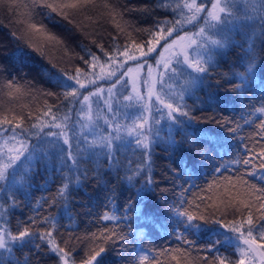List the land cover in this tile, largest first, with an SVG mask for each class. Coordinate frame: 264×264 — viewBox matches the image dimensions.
Here are the masks:
<instances>
[{
    "label": "snow or ice",
    "instance_id": "obj_1",
    "mask_svg": "<svg viewBox=\"0 0 264 264\" xmlns=\"http://www.w3.org/2000/svg\"><path fill=\"white\" fill-rule=\"evenodd\" d=\"M3 3L11 6V0H0V4ZM40 3L53 13L59 12L69 25L78 29L79 26L70 16L87 8L94 0H53L52 3L40 0ZM156 8H171L173 17L179 18L155 19L150 27L140 29L147 33L148 38L139 43L132 39L125 44L116 42L106 47L99 39H93V47L85 45L82 49L84 54H77V58L89 69L88 72L77 65L72 74L63 69L54 75L49 73V80L58 91L40 87L35 80L26 79L27 73L22 69L19 71L25 77V88L18 86L20 77L12 73H9L10 79L0 81L20 95L36 92L54 97L63 105V109L56 106L54 111L53 105L45 104V110L33 117L37 122L31 128L36 131L30 132L22 127L25 119L22 114L13 116L11 120L7 116L0 119V193L11 200V207H18L16 193L30 189L35 177L41 175L43 170L53 174L52 182L58 175L61 183L55 197L41 199L51 207L59 197L67 209L73 188H79L85 182H94L97 188L105 191V207L112 205L111 212L106 210L101 220L116 221L117 227L133 217L148 225L159 223L161 227H171L176 239L191 244L193 242L184 237V232L191 229L201 231L202 225L191 222L195 219L206 221V218L204 214L193 215L185 207V204L192 202L184 198V193L196 185L201 177L211 179L207 184L209 191L216 185L217 178H223L234 187L237 184L246 185L252 191L238 192L236 197L226 192L219 205L212 200L208 206L213 209L212 215L220 212V205H223L225 209L232 207L234 212H240L242 207L247 210V216L241 212L238 219L227 223L214 220L213 223L227 231L205 229L215 235L205 247L217 253L214 264H264V174L257 176L255 171L246 172L247 176L261 182L259 188L255 183L243 179L238 174L239 168L235 167L241 163V159L232 144L243 126L256 121L260 132L264 133V91L260 94L259 106L255 103L242 106L239 119L226 115V108L220 110L219 98V89L225 84L228 85L225 91L237 97L250 95L255 86L257 57L264 53V47L256 43L259 39L260 45H264V0H245L243 9H240L238 0H199V3L197 0H175V7L168 0H157L156 5H145L139 11L150 14ZM116 15L119 13L113 9V20ZM193 22L202 23L196 33L190 36L185 31L184 35H179L185 24ZM116 26L123 31L119 24ZM29 27L40 30L37 24ZM257 27L260 29L258 35L255 31ZM249 28L253 30L251 35L245 31ZM238 29L247 44L244 63L241 64L244 70L230 74L217 73V57L234 45L233 34ZM174 33L177 39H172ZM9 35L14 40L19 39L15 31ZM48 39L64 45L65 54H71V49L60 38L49 35ZM112 40L117 41V37H112ZM3 46L0 44V47ZM177 47L179 53L173 51ZM189 48L195 55L186 51ZM135 53H139V56ZM149 59H154L157 68L162 66L163 71L154 75ZM127 61H136L135 69L128 67L117 76V70L124 68ZM107 65L113 67L105 74ZM145 66L147 75L140 78V71ZM55 67L52 65L53 69ZM97 67L100 74L95 71ZM6 71L8 69L0 64V73ZM214 73L221 77L215 84L209 82ZM101 79L110 83L106 94L105 89L97 83ZM205 85L209 89H216L209 93L207 101L201 102L206 107L185 102L186 96H196ZM196 98L199 99L198 96ZM100 111L105 113L103 119L108 134L96 137L94 130L101 118ZM196 112L201 115H196ZM13 121L17 122L13 124ZM240 121H243V125ZM209 124L216 128L201 127ZM2 125L12 126L4 128ZM45 128L48 130L45 131ZM177 135L180 139H176ZM133 143L135 150L140 152L135 167L130 161L125 164L119 158L121 149H127ZM159 147L167 154V164L160 178H157L154 154ZM261 156H264V147L261 148ZM242 163L249 165L250 160L243 159ZM259 167L264 169V162ZM230 170L237 173L235 182L232 176L224 175ZM109 175L114 181L111 188H108L109 181L105 180ZM48 182L46 180L45 184ZM117 187L120 192H117ZM252 192L261 194L255 197V201H259L258 207L251 199ZM167 193H171L170 198L165 195ZM121 194H126V199L123 204H118ZM42 207L39 205L34 210L36 217H29L28 223L21 222L15 232L0 224V264H41L42 258H51L54 264H76L73 250L61 246V243L67 245L69 241L58 242L53 236L54 232L59 234V227H63L60 220L51 214L40 215ZM196 208L200 206L196 205ZM254 208L258 213L256 216L253 214ZM39 224L48 227L33 228ZM113 237L124 242L117 253L122 255L129 242V234L113 230L105 239ZM221 247L225 251L233 248L239 253V258L233 260L220 253ZM24 249H28V252L23 259L14 255L16 251ZM106 251L105 247L92 249L79 264H104L102 254ZM130 255L132 259L123 257L126 264H159L155 256L150 259L149 252L143 247L134 249ZM172 259L176 260V256Z\"/></svg>",
    "mask_w": 264,
    "mask_h": 264
},
{
    "label": "trees",
    "instance_id": "obj_2",
    "mask_svg": "<svg viewBox=\"0 0 264 264\" xmlns=\"http://www.w3.org/2000/svg\"><path fill=\"white\" fill-rule=\"evenodd\" d=\"M199 1V0H197ZM172 7H175V0H168ZM40 0H11V6L9 3L0 4V29L6 34L11 32H17L20 41H16L17 44L11 48H6V39L2 36L3 47H0V64H2L8 71L1 73L0 81H6L10 79L9 73L16 75L19 78L18 84L23 83L25 88L23 77L20 73V69L24 73H27L26 79L35 80L38 86L51 89L52 91H58V89L52 86L49 80V73L53 75L60 69L68 71L72 74L75 66L79 65L85 72L89 69L77 58V54L83 55L82 49L85 45L93 47L91 41L93 39H99L106 47L113 46L116 42L120 44L128 43L130 40L135 39L138 43L148 38L147 33L140 31V29H146L153 24L155 19H176L179 17H173L171 8H156L150 14H144L139 9L145 5L154 6L157 4V0H94V3L89 5L87 8L75 12L72 15H78L77 25H84L81 30L73 28L72 25L67 24V28L71 29L69 36L65 37L53 30L54 32L42 28V22H46L47 19L51 18L53 23L61 20L60 16L50 11V9L40 6ZM108 5V7H105ZM240 9L245 6V0H238ZM115 10V20L112 19V10ZM128 9H133L128 11ZM41 23V25H39ZM37 24L40 30H32L29 25ZM117 24L123 28L121 32L117 28ZM56 25V24H53ZM187 24L183 26L182 32L186 28ZM193 30V29H189ZM248 35L252 34V29L245 30ZM257 35L260 29H255ZM179 32V33H180ZM22 36H21V35ZM30 35L34 47L24 46L27 41L23 40V36ZM49 35H54L60 38L68 47L71 49V54L66 55L64 51V45L56 44L55 42L48 39ZM10 36V35H9ZM117 37V41H113L112 37ZM176 34H173V37ZM172 37V38H173ZM234 45L225 49L218 57L219 68L216 70L217 73L233 71H243L241 64L244 63L245 38L240 34L239 29L233 34ZM258 46L260 45L259 39L256 40ZM93 50H95L93 48ZM42 52H45L44 54ZM68 59V60H66ZM66 60V61H65ZM60 63V65L58 64ZM126 64H134L133 61H127ZM125 64V65H126ZM55 65V69L52 68ZM74 65V66H72ZM111 65H107L104 68L105 71L112 70ZM97 74H100V68L95 69ZM122 70H117L116 75L119 76ZM221 77L215 73L210 79V83L215 84L216 80H220ZM107 82L104 79L98 80L97 83L102 86ZM223 83V81H221ZM255 86L251 90V94H246L242 97L234 96L232 93H227L225 90L228 85H224L223 88L219 89L220 98V110L227 109L226 115L239 119L242 106L255 103L259 106L261 99V92L264 91V53L257 57L256 67V79L254 81ZM21 87V86H20ZM91 87V86H89ZM216 91V89H209L206 85L203 90L197 92L196 96L185 97V102L189 105H195L196 107H206L202 101L208 100L209 93ZM199 97L197 99L196 97ZM45 104L53 105V110L58 106L63 109V105L54 97H48L40 95L39 93L33 92L32 94L25 93L20 95L15 92L14 89H8L3 82H0V119L7 116L10 120L13 116L23 115L24 122L22 127L31 131H36L31 128V125L37 121L33 117L39 116L45 110ZM31 113V116H29ZM63 115V112H61ZM196 115H201L200 112H196ZM73 119L75 115L73 114ZM17 121H13L15 124ZM243 125V121H240ZM258 121L252 125L243 126L237 134V139L232 141L234 151L239 153L241 163L235 167L239 168V175L255 183L257 188L261 187V182L255 177L247 176L246 172L255 171L257 176L264 174V169H260L259 165L264 162V156H261V148L264 147V133H261L259 128L256 126ZM12 125H2L4 128L11 127ZM201 127H207L209 129H215L216 126L213 124L201 125ZM106 125H100L95 128V135L99 137L101 135H107L105 131ZM45 131L48 129L45 128ZM19 131V129H17ZM79 132V129H78ZM33 138V142H34ZM92 139V137H89ZM176 139H180L177 135ZM136 149L135 143L127 149H121L119 158L125 164L129 161L131 165L135 167L136 163L140 159V152ZM166 153L162 150V147L156 149L154 154L155 159V175L160 178L167 160L165 159ZM243 159H249L250 164L244 165ZM91 167V165H89ZM225 176H232L235 182L237 173L230 170L224 174ZM53 174L41 170V175L36 176L32 182L30 189L22 190L16 193V198L19 201L18 207H11V200L4 194L0 193V224H3L10 231L15 232L21 222L28 223L29 217H36L34 211L39 205H43L40 209V215L51 214L56 216L60 220V225L57 232L53 233V236L58 242L62 240H68L69 243L62 247L71 249L74 252V260L76 264H79L80 260L86 258L88 252L92 249L99 247H105L106 253L102 254L104 257V264H126V260L123 257L132 259L131 253L134 249L143 247L149 252L150 259L152 256L157 258L159 264H214L217 253L215 251H209L205 245L210 239H214L215 235L212 231L205 229H217L219 231H227V229L221 228L219 224L213 223L214 220H222L224 223L231 221L232 219H238L242 212L244 216H247V210L241 207L240 212H234L232 207L224 208L220 205L221 211L216 212L212 215L213 209L208 207L212 200H215L219 205L222 198H225V193H231L232 197H236L238 192L252 191L246 185H235L228 184L223 178H217V183L211 191L207 190V184L211 182L210 178L201 177L196 181V185L189 188L184 193V198L192 203L185 204L192 211L193 215L204 214L205 220L195 219L192 224L202 225L201 231L197 232L195 229H191L184 232V237L188 241L193 243H185L183 239H176V235L172 234L171 227H161L159 223L155 226L145 224L142 220L133 217L131 221L121 222L119 227L116 226V221L101 220V215L108 210L111 212L112 205L105 207L104 197L105 191L102 188H97L94 182H85L79 188H73L70 198V203L67 209L63 206L61 199L56 198V203L53 206L45 204L41 199H50L56 196L57 188L60 185L58 175L54 177L55 182H52ZM48 180V184L45 181ZM105 180L109 181L108 188L113 186V177L111 175L106 176ZM198 185V186H197ZM120 188L117 187V192H120ZM179 191V189H177ZM169 198L171 193L165 194ZM261 195L259 192H252L251 199L256 203L258 207L259 201H255V197ZM211 197L212 199H209ZM126 199V194H121L118 197V204H123ZM196 205L200 208L197 209ZM223 213V214H222ZM254 216L258 215L256 209H253ZM131 215V213L129 214ZM48 225L39 224L34 225L33 228H47ZM108 229V231H104ZM123 231L129 234V242L126 245L122 255L117 253L120 251V246L124 243L119 241L115 237L113 239H105L109 236L111 231ZM142 233V234H141ZM95 234V235H93ZM231 235V233H229ZM39 242V241H37ZM28 249L23 251H16L14 255L23 259ZM163 253V255H161ZM220 253L230 256L233 260L239 258V253L235 252L233 248H227L225 251L224 247L220 248ZM176 256V260L172 257ZM41 264H54L51 258H42Z\"/></svg>",
    "mask_w": 264,
    "mask_h": 264
},
{
    "label": "rangeland",
    "instance_id": "obj_3",
    "mask_svg": "<svg viewBox=\"0 0 264 264\" xmlns=\"http://www.w3.org/2000/svg\"><path fill=\"white\" fill-rule=\"evenodd\" d=\"M33 1V0H32ZM48 2L49 3H52L53 2V0H48ZM56 2H59V0H56ZM197 3H199V1H197ZM40 6H41V4H40ZM58 13V14H57ZM56 14L58 15V16H60V18H61V20L59 21V22H56V23H53V21H52V19L51 18H45V19H47L46 20V22H42L43 24H42V28L41 29H49L50 31H52V32H54L53 30H55V31H57L58 33H61V35H63V36H65V37H67V36H69L68 35V33L71 31V29H69V28H67V24L66 23H68L60 14H59V12H57ZM70 18H72L73 20H74V22L76 21L77 23H78V20H77V18H78V15H71L70 16ZM64 20V22H66L65 24L62 22L63 20ZM53 24H56V25H53ZM39 25H41V23H39ZM195 25V26H194ZM79 30H81V28L84 26V25H80V23H79ZM202 26V23H196V22H193L192 24H187V26H186V28L182 31V32H180L179 33V35H184V33H185V31L191 36L192 34H194V33H196L198 30H199V27H201ZM81 27V28H80ZM53 29V30H52ZM189 29H193L192 31L191 30H189ZM0 33H2L1 35H3V37H5V39L7 40L6 41V43H5V47L6 48H11L13 45H15V44H17L16 43V41H20V40H14V39H12L10 36H9V34H6L5 32H2L1 31V29H0ZM69 34H72V33H69ZM21 35V34H20ZM22 36V35H21ZM31 36L30 35H25L24 34V36H23V40L24 41H27L26 43H24V46H27V47H31V46H33L34 47V43H32L31 42V40H29V38H30ZM172 39H177V36H174ZM3 41H5V40H3V38H2V36H0V44H3ZM193 47H195V46H193ZM173 51L174 52H176V53H179L180 52V49L177 47V48H175V49H173ZM186 51H188L189 52V54L190 55H195V53L192 51V49L191 48H189V49H187ZM43 54L45 53V52H42ZM137 56H139V53H135ZM153 55H155V54H153ZM181 59H183V57L181 56L180 57ZM66 60H68V59H66ZM65 60V61H66ZM134 62V64H132V65H130V64H126L125 66H124V68H122V69H120V70H122V72L123 71H126L127 70V68L128 67H131V68H133V69H135V67H136V61H133ZM148 63L149 64H151L152 65V67H153V69H154V75L157 73V72H159V71H163V69H162V66H161V68H157V66H156V62H155V60L154 59H149L148 60ZM59 65H60V63H58ZM72 66H74V65H72ZM173 66H175V60L173 61ZM75 68V67H74ZM147 66H145L143 69H141V71H140V78H144V77H146V75H147ZM108 71H105L104 73L106 74ZM4 73V72H3ZM0 76H1V73H0ZM126 79H127V77H126ZM105 83H108V84H103L102 85V87L105 89V94H106V90H107V88L110 86V83L109 82H105ZM171 83V82H170ZM18 86H21V88H23V83H19L18 84ZM157 87H159V85H157ZM141 91H144V89H141ZM103 108V105L101 104V109ZM94 109H95V105H94ZM99 111V110H98ZM104 115H105V113H104V111H100V120L98 121V123L100 124V125H103L104 124V119H103V117H104ZM241 247H243V245L241 244Z\"/></svg>",
    "mask_w": 264,
    "mask_h": 264
}]
</instances>
